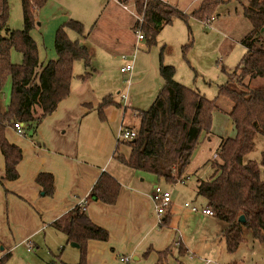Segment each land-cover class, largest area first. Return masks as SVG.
<instances>
[{"label": "trees", "instance_id": "1", "mask_svg": "<svg viewBox=\"0 0 264 264\" xmlns=\"http://www.w3.org/2000/svg\"><path fill=\"white\" fill-rule=\"evenodd\" d=\"M230 1L243 0H204L192 16L208 20L221 5ZM118 2L130 4L138 16L143 17L142 24L136 20L134 28L142 25L150 44L174 17L186 18L160 0ZM46 3L47 0H22L24 27L11 30L8 28V1L0 0V90L8 79L11 80L7 110L5 113L0 111V150L5 158V172L0 176V185L19 178L17 167L23 157L21 149L7 140L6 128L21 122L35 133L37 126L70 96L75 63L82 61L87 68L91 66L88 49L69 38V31L85 35L83 24L73 20L56 32L54 45L58 58L47 63L40 61L32 32L37 28V12ZM243 8L252 30L242 40L247 51L228 82L245 90H233L226 82L219 87L217 97L211 100L177 82L174 66L161 64L163 87L148 110L137 112L140 119L137 137L123 143L130 148L129 156H117L128 169L152 174L168 184H176L182 179L187 181L186 172L201 144V137L213 132L215 113L228 116L234 135L222 140L215 158L209 161L211 174L208 178L198 177L196 194L207 201L216 219L228 224L221 238L229 254L236 253L244 242L245 229L251 232L255 241L264 243V150L260 162L247 159L256 149L257 137H264V88L250 86L256 79H264V0H248ZM13 50L22 55L21 64L12 62ZM89 77L90 73L81 76L84 80ZM224 99L232 105L229 112L220 107ZM112 105H116L112 96L105 97L99 108L100 116ZM121 144H117V150ZM36 182L45 196L54 195L55 184L51 174H40ZM120 191L118 180L104 172L93 186L89 200L114 205ZM241 216L246 219L244 224L239 222ZM53 226L67 236L69 244L80 246L78 264H86L90 241L108 242L110 239L109 232L95 225L80 205ZM169 253L170 249L161 252L159 263ZM10 258L11 254H6L0 264H5Z\"/></svg>", "mask_w": 264, "mask_h": 264}, {"label": "crops", "instance_id": "2", "mask_svg": "<svg viewBox=\"0 0 264 264\" xmlns=\"http://www.w3.org/2000/svg\"><path fill=\"white\" fill-rule=\"evenodd\" d=\"M66 22L58 21L60 26H55L54 37L48 42L32 32L42 63L58 58L55 31ZM137 72L134 66V73ZM105 97L107 94L90 80L78 77L72 80L70 96L37 126L35 133L26 125L24 135H19L12 124L6 128L7 140L21 149L23 157L17 167L19 178L0 185V250L3 247V252L10 253L12 258L25 245L28 252H33V248H54L61 250L65 263L78 264L80 250L71 247L67 236L53 224L86 200L91 221L110 235L108 242H89L86 264H213V260L239 264L230 257L235 253L229 254L225 245L222 247L221 235L228 224L204 214L203 208L194 212L185 207L186 211L182 209L178 214L172 202L159 224L153 201L156 186L152 189L150 184L144 185L145 179L139 181L140 172L128 169L117 158L115 161L114 155L119 129L126 128L124 123H133L134 118L140 126L137 112L143 110L132 107L134 102L128 103L129 100L128 104L124 102L123 109L113 99L116 105L107 107L101 117L99 108ZM4 101L0 106L3 113L9 104ZM130 108L132 114L128 117ZM227 118L230 129L227 128L226 137H219L214 129L201 137L187 177H200L210 171L208 163L215 158L222 140L234 135L232 121ZM4 172L5 158L0 150V176ZM104 172L121 184L114 205L89 200L93 186ZM43 173L54 177L52 197L45 196L36 182ZM167 249L170 253L159 263L160 253ZM123 257L130 262H122Z\"/></svg>", "mask_w": 264, "mask_h": 264}, {"label": "rangeland", "instance_id": "3", "mask_svg": "<svg viewBox=\"0 0 264 264\" xmlns=\"http://www.w3.org/2000/svg\"><path fill=\"white\" fill-rule=\"evenodd\" d=\"M7 1L9 4L8 28L22 30L24 27L22 0ZM203 1H168L169 5L186 18L174 17L170 24L156 34L155 42L150 44L148 39L144 42V47L137 52L134 60V66L137 67L138 72L133 71L132 77L121 72L122 66L129 62V60L123 61L121 57L123 55L129 57L131 53H134L136 19L122 8L118 0H47L46 5L37 12V25L40 26H37L34 32L36 31L37 37L48 42L54 37L53 32L55 26H58V21L62 24L73 20L83 24L84 36L74 31H69L68 34L72 41H78L88 49L91 66L87 68L82 61H77L73 69V79L90 73V77L86 80H90L100 92H105L107 96L112 95L123 109L125 103L121 95L127 92L128 103L134 102L132 107L140 110H148L151 107L164 84L160 74L161 64L174 66L177 82L199 91L212 100L217 97L219 87L228 82L230 75L246 54L247 49L242 44V40L252 30V26L244 16L243 7L248 0L230 1L221 5L215 14L209 17L210 19L215 16L209 24L207 20L192 16V12L197 10ZM126 5L134 10L130 4ZM11 59L14 64H21L23 61L22 55L16 50L12 51ZM133 74H135L134 77ZM127 80H130L129 87ZM228 84L233 90H245L244 87L235 83L228 82ZM250 86L264 88V79H256ZM10 93L11 80L8 79L0 90V106L5 104L4 100L9 103ZM220 107L229 112L232 105L224 99L220 102ZM131 114L130 108L127 116L130 117ZM133 120V123L126 121L124 125L126 128L137 130L139 120L137 118ZM228 123L230 122L224 113L216 112L214 132L219 133V137H226L227 128L230 129ZM263 150L264 137L258 136L256 149L248 156V161L260 162ZM121 154L127 157L130 154V148L123 143L118 150L114 151L115 161ZM210 174L211 171L206 170V173L199 178L207 179ZM139 175L141 177L139 181L145 179L143 184H150L152 189L153 186H159L172 191L174 210L178 214L182 213V209L186 211L185 204H189L190 208H208L206 200L196 194L198 176H189L185 184H168L164 179H159L152 174L140 172ZM154 191L155 189L153 193ZM224 245L223 240L222 247ZM26 246L18 249L5 264H68L65 263L61 250L33 248V252H28ZM230 257L241 264H264V243L253 242L251 232L245 229L244 242ZM213 262V264H222L218 263L219 260H213Z\"/></svg>", "mask_w": 264, "mask_h": 264}, {"label": "built area", "instance_id": "4", "mask_svg": "<svg viewBox=\"0 0 264 264\" xmlns=\"http://www.w3.org/2000/svg\"><path fill=\"white\" fill-rule=\"evenodd\" d=\"M160 1L163 3L169 4L168 0H160ZM121 6L125 11H128L136 20L139 21V23L142 24L143 17H139L138 14L135 12V10H131L126 4H121ZM214 19H215V16L208 19L207 24L212 22ZM134 35H135L134 53L130 54L129 57L126 55H123L121 57V59L123 61L129 60V62L121 68V72L124 74H129L130 77L134 71V60H135L136 54L141 48L144 47V42L147 40V36L144 33V31L142 30V25L135 28ZM129 58H131V59H129ZM126 83L129 87L130 80H127ZM121 99L125 103H127V101L129 100L128 92L121 95ZM12 125H13V128L17 131V133L19 135H24L25 131H24V124L23 123L15 122ZM136 137H137V131L136 130L127 129V128H120L118 133H117V142L118 143L130 142V141H133ZM186 180H188V178ZM185 182L186 181L182 179L178 183L185 184ZM153 201L155 204L156 214L159 217V224H162L161 217L164 216V214L171 207V204H172V192L169 190L162 189L159 186H156L154 194H153ZM79 205L84 207V209H86V200H82ZM185 207L190 208V205L185 204ZM190 209L194 212L198 211V209L195 207H192ZM203 213L206 215H209V216H214L213 212L209 208L203 209ZM5 255L6 254L0 250V262L4 258ZM121 261L124 263H128V262H130V259L123 257V258H121Z\"/></svg>", "mask_w": 264, "mask_h": 264}, {"label": "water", "instance_id": "5", "mask_svg": "<svg viewBox=\"0 0 264 264\" xmlns=\"http://www.w3.org/2000/svg\"><path fill=\"white\" fill-rule=\"evenodd\" d=\"M262 32H264V30H262ZM239 222L240 223H245L246 222V219H245V217L244 216H241L240 218H239ZM71 245V247H74V248H77V249H79L80 248V246L78 245V244H76V243H71L70 244ZM3 247L1 248V251H3Z\"/></svg>", "mask_w": 264, "mask_h": 264}]
</instances>
